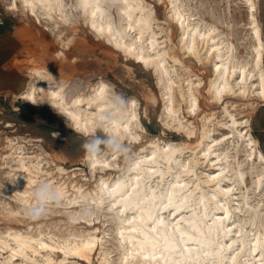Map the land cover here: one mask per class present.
<instances>
[{"label": "bare ground", "instance_id": "bare-ground-1", "mask_svg": "<svg viewBox=\"0 0 264 264\" xmlns=\"http://www.w3.org/2000/svg\"><path fill=\"white\" fill-rule=\"evenodd\" d=\"M241 1L246 8L249 38V50L245 55L238 54L236 44L229 38L228 33L220 30L217 25L194 17L195 13L190 11V6L182 0H168L170 6L167 15L172 21H177L181 29L179 48L186 53L185 57L195 58L197 62L208 67L207 91L215 101H224L228 96L238 99L249 95L259 100L264 99V38L257 17L258 1ZM19 2L21 9L29 11L30 14H39L46 18L56 16L62 22L71 21V13L77 16L86 15L90 27L97 34L106 36L124 52L152 65L158 75L161 95L169 102L164 106L169 120H164L163 124L170 126L176 121L175 127H186L187 138L191 139L194 134L193 122L188 121L189 118L181 120L177 112L181 108V102H184L188 108L187 113H196L199 96L195 90L204 84L199 78L195 82L189 77L186 83L182 80L185 83L183 85L182 75L177 73L174 64H168L169 59L173 62L179 60L177 50L172 51L169 46L171 38L168 35L161 40L157 37L158 33L152 26L156 17L146 0ZM9 4L16 7V0H10ZM112 7L117 13V21L111 16ZM30 72L31 80L20 93V97L34 103L38 98L46 99L64 122L77 131L92 134L101 127L112 137L113 134L107 131L105 122L98 120V114L108 112L110 107L116 104L122 109V114L116 113L120 119L113 120L111 126L119 140L127 134L133 139L139 136V133L130 132L131 125L140 127L136 120L135 100L124 104L116 95L110 93L105 82H98L87 94L71 93L67 96L64 84L46 70L33 67ZM172 73L178 78L175 85ZM84 104H87V107H84ZM92 104L95 105L94 109L88 107ZM230 105L231 109L227 102L222 107L228 119L215 122L223 125L228 131L214 137V128L204 126L201 140L197 144L202 155L188 158L187 164L182 162L179 165L177 152L182 150L180 144L159 145L154 140L149 143L153 147L149 155L137 154V160H132L128 173L125 172V175H119L112 181L99 178L96 193L91 200L97 205L107 200L109 208L118 207L116 215L119 220L120 238L128 243L123 250L124 259L128 255L131 256L134 250H142L141 253L145 256H141L137 264H264V192L261 191L262 197L258 196L252 203L249 201L246 184V175L249 172L251 189L255 196L260 195L255 190L264 188V154L251 133L250 116L244 114V110L233 112L232 109L237 107L234 101ZM227 140H230V148L223 147ZM16 147L17 159L9 165L11 170L19 173L26 171L30 174L44 169L43 164L46 162L41 161L38 155H25L21 144ZM100 152L102 153L95 157L87 154L90 164L103 162L99 166L109 165L106 162V152ZM240 152L244 156L241 160ZM229 156L232 163L228 159ZM198 157L210 161V166H214L216 172L213 170L204 173L205 176L201 179L200 173L203 172H195ZM159 159L166 164L165 170L158 167ZM178 165L193 173L197 181L192 178L187 181L178 179L181 176L178 173L175 179L168 182V186L160 188L158 185L164 175ZM244 165L246 166L243 167ZM155 177L158 178L156 184H147L150 178ZM11 182L24 184L21 186L23 189L11 190L19 201L26 206L30 205L32 199H29V196L36 187L35 185L31 188L34 182L32 176L18 174ZM201 183L210 187L209 192L202 189ZM57 189L64 195L61 189ZM70 202L77 201L71 200L68 203ZM199 203L202 204V210H199ZM169 206L174 210L171 215L184 208H189L190 212L172 221L168 217L169 214H162ZM130 209H135L132 215H119ZM233 216L236 218L232 219ZM100 239L97 234L87 231L72 234V238L66 237L61 242H51L44 240L40 233L34 235L19 229H9L4 234L0 233V249L7 252L2 255L0 263L22 264L23 260L30 264H88L98 249ZM56 251H62L64 257L55 258ZM69 255L76 256L77 260L65 262ZM17 257L21 258V262L15 261ZM105 261L107 258L104 255L101 263Z\"/></svg>", "mask_w": 264, "mask_h": 264}, {"label": "rangeland", "instance_id": "rangeland-1", "mask_svg": "<svg viewBox=\"0 0 264 264\" xmlns=\"http://www.w3.org/2000/svg\"><path fill=\"white\" fill-rule=\"evenodd\" d=\"M9 2L10 0H0V233L4 234L9 229H19L34 235L40 233L46 241L61 242L66 237L72 238V234L90 231L101 239L98 242L97 251L99 252L96 251L95 255H92L88 264H137L141 256H145L141 253L142 250L141 252L134 250L132 255H128L125 259L122 256L128 243L120 238L119 220L116 215L118 207L109 208L107 200L98 205L91 200L96 193L99 178L103 177L112 181L119 175L128 173L134 159L137 160V154H140L138 156L147 153L149 155L153 149L149 143L154 140L159 145L180 144L182 150L177 152V157L180 158L179 165L182 162L187 164L188 158L202 155L197 144L201 140L204 126L214 128L212 130L214 137H219L228 131L223 125L215 123L217 120L224 122L228 119L222 108L224 103L227 102L231 109L230 104L234 101L237 107L232 109L233 112L244 110L243 113L250 116L259 99L249 95L238 99L228 96L224 101L212 100L207 91L208 67L197 62L195 58L185 57L186 53L180 50L181 29L179 23L172 21L167 15L170 6L168 0H146L148 7L154 12L152 14L156 17L152 26L158 33L157 37L161 40L168 35L171 38L169 46L172 47V51L177 50L176 54L179 56L180 63L169 59L168 64H174L177 73L182 75L181 81L186 83L190 77L196 82L199 78L204 84L195 90L196 95L199 96L196 113H187L188 108L184 102H181V108L177 112L181 120L189 118L188 121L193 122L194 134L191 139H188L186 127L176 128V121L170 126L163 124L164 120H169L164 110L165 104L169 102H166L161 95L158 75L152 65L145 64L134 55L124 52L106 36L97 34L90 27L86 15L77 16L71 13L73 21L62 22L56 16L46 18L22 10L19 0H16V7ZM182 2L190 6V11L195 13L194 17L206 19L205 21L214 23L220 30L228 33L229 38L237 46L238 54L247 53L249 50L247 14L241 0H182ZM110 11L112 18L117 21L115 9L112 7ZM257 17L260 21L258 2ZM33 67L46 70L53 78L64 84V92L67 96L71 93L87 94L92 86L103 81L107 84L110 93L116 95L124 104L135 100L136 120L142 129L131 125L130 132L139 133V136L133 139L128 134L124 135L120 140V143L127 146L123 152H117L107 144H101L100 150L106 152L105 157L108 160L106 162L109 165L99 166L103 162L96 165L90 164L84 145L93 142L96 137H103L106 140L112 137L101 127L92 134L79 132L65 123L46 99L38 98L34 103L20 97V93L26 89L31 80L30 70ZM172 77L175 85L178 83V78L174 73ZM20 104H28L33 107V110L22 109ZM174 104L176 106L177 102L175 101ZM83 106L87 107V104ZM88 107L94 109L95 105ZM243 113L241 112L240 115ZM44 123L50 124L57 130L43 127ZM183 123L186 122L183 121ZM57 133L58 136L54 135ZM229 143L230 140L225 141L223 147L230 148ZM20 144L25 155L36 154L39 159H42L41 161L46 162L43 164L42 171L29 174L26 171L19 173L11 170L9 165L15 163L17 159L15 153L18 151L16 146ZM141 147L144 148L140 150ZM101 153L99 152V155ZM242 158L244 156L240 152L239 159ZM228 159L232 163L230 156ZM159 160L158 167L165 170L166 164L162 159ZM203 160L205 158H199L195 166V172L198 174L200 171L203 172V174L200 173L201 179L204 178V173L214 170V166H210V161ZM179 165L164 175L158 185L160 188L168 186V182L175 179L178 173L181 175L178 179L195 180L193 173L185 171V168ZM18 174L32 176L34 180L32 189L41 183H48L52 187L61 189L64 192L63 206H50L46 214L39 219L27 218L24 209L30 206L32 201L26 206L11 190L24 188L21 187L24 184L11 182ZM157 180L156 177L150 178L147 184L154 185ZM246 184L249 201L253 203L264 192V188L256 189L255 192L260 195H254L249 172L246 175ZM201 185L204 191L209 192V186L204 183ZM71 200L77 202L68 203ZM85 204L91 209V214L88 216L82 215V206ZM198 206L199 210L203 209L201 203ZM173 211V207L169 206L163 210L162 214L165 216L169 214L168 217L176 221L180 215H188L190 212L189 208H184L176 212L179 213L178 215L176 213L171 215ZM134 212L135 209H130L119 215H132ZM235 218V216L232 217V219ZM127 224L130 223L127 222ZM6 254L7 252L0 249V259ZM104 255L107 261L101 263ZM63 257L62 251L55 252V258ZM76 260V256L69 255L65 262ZM15 261L21 262V258L17 257ZM22 264L30 263L22 260Z\"/></svg>", "mask_w": 264, "mask_h": 264}, {"label": "clouds", "instance_id": "clouds-1", "mask_svg": "<svg viewBox=\"0 0 264 264\" xmlns=\"http://www.w3.org/2000/svg\"><path fill=\"white\" fill-rule=\"evenodd\" d=\"M116 113L122 114V109L119 105L113 104L108 112L98 114V120L105 122L107 131L112 133L113 136L107 140L103 137H96L93 142L85 144L84 149L89 156H98L101 144H107L117 152H123L126 149L127 146L120 143L119 136L112 130L111 122L120 119ZM54 135L58 136V133ZM31 199L32 204L24 209V214L27 218L33 220L43 217L50 206H63L64 204L63 194L57 188L52 187L48 183L38 184L31 193ZM90 214V207L86 204L83 205L82 215L88 216Z\"/></svg>", "mask_w": 264, "mask_h": 264}, {"label": "crops", "instance_id": "crops-1", "mask_svg": "<svg viewBox=\"0 0 264 264\" xmlns=\"http://www.w3.org/2000/svg\"><path fill=\"white\" fill-rule=\"evenodd\" d=\"M260 26L264 36V0H258ZM250 130L257 141L258 148L264 154V99H260L250 115Z\"/></svg>", "mask_w": 264, "mask_h": 264}, {"label": "trees", "instance_id": "trees-1", "mask_svg": "<svg viewBox=\"0 0 264 264\" xmlns=\"http://www.w3.org/2000/svg\"><path fill=\"white\" fill-rule=\"evenodd\" d=\"M19 106L22 109H30V110H33V107L30 106V105H28V104H20ZM42 126L45 127V128H47V129H49V130H57V128L52 127L50 124H45L44 123V124H42Z\"/></svg>", "mask_w": 264, "mask_h": 264}]
</instances>
